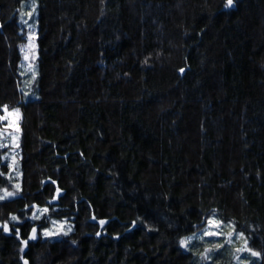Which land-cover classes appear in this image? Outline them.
I'll use <instances>...</instances> for the list:
<instances>
[{"label":"trees","instance_id":"16d2710c","mask_svg":"<svg viewBox=\"0 0 264 264\" xmlns=\"http://www.w3.org/2000/svg\"><path fill=\"white\" fill-rule=\"evenodd\" d=\"M21 2L0 0V264H210L181 244L210 213L264 264V0H36L32 95ZM51 218L71 230L29 237Z\"/></svg>","mask_w":264,"mask_h":264},{"label":"rangeland","instance_id":"374dc122","mask_svg":"<svg viewBox=\"0 0 264 264\" xmlns=\"http://www.w3.org/2000/svg\"><path fill=\"white\" fill-rule=\"evenodd\" d=\"M31 13V15H29ZM19 18L25 29V41L20 46L22 59L20 62V72L22 78V89L28 95H32V84L37 79V5L36 0H22L19 7ZM34 81V82H33ZM3 108L1 115L2 128L0 130V139L2 146L6 149L3 159L9 166L8 176L12 185L9 188H3L0 196H4L5 191L13 193L11 198L19 193L20 177H21V160H20V116L21 111L18 107ZM18 186V187H17ZM44 207L35 206L31 217L41 218L46 211H42ZM35 219V218H34ZM216 223L209 224V221ZM218 225V226H217ZM71 230L65 218H51L47 226H41L36 229V237H59ZM45 232L50 233L45 235ZM216 233V234H206ZM229 233H231L229 235ZM33 236V230L29 237ZM187 243L182 244L186 249L193 245V249L199 251L201 258L210 264H216L218 259H222L219 254H225L230 257L231 264H251L257 260L258 252L251 250L247 245V238L237 230L230 221H222L218 219L214 213H210L197 232L188 235L182 239ZM181 241V242H182ZM219 245V247L217 246ZM228 253V254H227ZM255 253V254H254ZM219 264V262H218Z\"/></svg>","mask_w":264,"mask_h":264},{"label":"snow or ice","instance_id":"6c2138e0","mask_svg":"<svg viewBox=\"0 0 264 264\" xmlns=\"http://www.w3.org/2000/svg\"><path fill=\"white\" fill-rule=\"evenodd\" d=\"M228 4L229 5H231L232 4V0H228ZM29 15H31V13H29ZM5 111H7V108H6V106H5ZM18 187V186H17ZM13 195V193H10V192H7V191H5V193H4V196H0V199H4L6 196H12ZM42 211H47V209H43ZM35 219H39V217H34ZM17 219V217H15V216H13L12 217V220H16ZM104 223V221H101V224H103ZM214 223H216V222H214V221H209V224L211 225V224H214ZM218 226V225H217ZM3 228H4V231H9V228H8V225L7 224H4L3 225ZM50 233H48V232H45V235H49ZM206 234H209V235H212V234H216V233H206ZM231 233H229V235H230ZM32 239H35L36 238V229L34 228L33 229V236L31 237ZM26 243V242H25ZM182 244H185V243H187V241H182L181 242ZM218 247H219V245H217ZM255 254V253H254Z\"/></svg>","mask_w":264,"mask_h":264},{"label":"water","instance_id":"95a60500","mask_svg":"<svg viewBox=\"0 0 264 264\" xmlns=\"http://www.w3.org/2000/svg\"><path fill=\"white\" fill-rule=\"evenodd\" d=\"M48 202H50V201H48Z\"/></svg>","mask_w":264,"mask_h":264}]
</instances>
